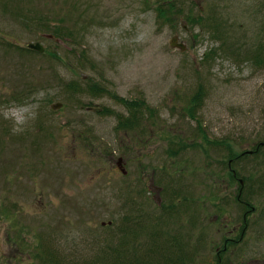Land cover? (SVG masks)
Listing matches in <instances>:
<instances>
[{
  "label": "rangeland",
  "instance_id": "obj_1",
  "mask_svg": "<svg viewBox=\"0 0 264 264\" xmlns=\"http://www.w3.org/2000/svg\"><path fill=\"white\" fill-rule=\"evenodd\" d=\"M118 97L142 103L136 123ZM259 141L264 0H0V264L162 257L143 245L196 224L212 240L214 191L240 207L227 161ZM243 159L249 185L264 178V154Z\"/></svg>",
  "mask_w": 264,
  "mask_h": 264
},
{
  "label": "flooded vegetation",
  "instance_id": "obj_2",
  "mask_svg": "<svg viewBox=\"0 0 264 264\" xmlns=\"http://www.w3.org/2000/svg\"><path fill=\"white\" fill-rule=\"evenodd\" d=\"M243 146L245 148L241 149V152L234 151L233 156L227 161L230 176L227 182L224 181L225 188L232 186V192L229 193H233L232 197L240 207L229 213L220 205L224 200L222 195L228 192L222 191V186L217 192L214 191L212 201L217 203V210L213 217L217 223L216 238L206 241L203 229L200 226L197 227L198 224H196V239L191 240L192 236L189 234L191 230L186 228L184 230L187 233L185 239L177 237L179 240L172 239L171 241L173 248L179 254L168 257L170 264L173 262L180 264H264V178L253 181L249 185L248 182H251L252 178L244 176L238 165L245 157L264 154V141L252 142ZM254 193L260 197L256 203L251 200ZM193 225L194 223H191L189 227H194ZM191 234L193 235V232ZM206 250H209L210 254L205 255Z\"/></svg>",
  "mask_w": 264,
  "mask_h": 264
},
{
  "label": "trees",
  "instance_id": "obj_3",
  "mask_svg": "<svg viewBox=\"0 0 264 264\" xmlns=\"http://www.w3.org/2000/svg\"><path fill=\"white\" fill-rule=\"evenodd\" d=\"M163 4H164L163 2L160 3L159 4V7H158L159 8V12L163 16H166L167 15L166 14V10L174 13L175 8H177V6L175 5V3L174 2H171V1H167V5L166 6L163 5ZM164 8H166V9H164ZM62 31L63 30L61 29V27L56 26L52 30V33H53L54 37H58V36H60V34L62 33ZM71 35L73 36V33H70V36ZM70 36H68V37H70ZM25 49L27 51L34 52V50L28 49L27 47ZM92 89H93V87H90V90H92ZM97 89L99 91H102L101 88H97ZM200 97H201V92L198 91V94L196 95V97L193 98V99H190V102H189L190 103V107H189V109H190V115L193 116V117H194V114H193L194 113V110L196 108H198L200 106L201 102H202V100H201ZM118 99L121 102H123V103L125 102L124 104H125V106H127V109L129 110V115H127V116H130V117L126 118L125 121L130 120V121H133V123H136L137 119L140 118L139 114L141 112V108L143 107L142 103H140L138 100L137 101H135V100H127V99H124V98L122 99L120 97H118ZM231 156H233V155H231ZM138 223H140L142 225H145L146 224V223H142L140 221ZM160 231H162V229H160ZM160 231L158 233L155 232V234H158L159 235L158 237H160L161 235L165 234V232H161L160 233ZM167 235L168 236L166 237V240L163 243V246H161V247H160V245H162V244H160V245L157 244L155 246H153L152 244L151 245L150 244L143 245L144 246V248H143L144 249L143 250L144 255H150L151 253H153L155 251V249L161 248V250L160 251L158 250V251L161 252L162 254H164V256H162V257L157 255V256H155L152 259H146V258L145 259L144 258H140L139 259V258H136L135 256H133V254H136L137 253L136 252L137 251L136 246L142 247V244H138V243L134 244L133 243L134 244L133 246H135V248H133V249L135 251L133 250L134 252H132L131 254H129V255L124 254L123 255V253H120L119 250H118V251H116L114 253L115 255H113V257L111 259H105L104 261H106L107 264H170L168 262V260H169L168 257H170L169 254L172 253V252H175V251H176L175 252L176 254H179V253L177 252V250L175 248H173L172 243H171L172 239H177V238L174 237V238L170 239L169 238V233ZM165 236H166V234H165ZM125 241L128 242L127 240H125ZM121 245L124 246L123 244H121ZM126 249H128V248H126ZM112 251H114V250H112ZM127 258H130V260H128ZM42 262H43L42 264H63V262H65V261H60V260L57 261V258H56L55 255L53 256L52 254L51 255L50 254L49 255L45 254L43 256ZM171 264H180V263L173 262Z\"/></svg>",
  "mask_w": 264,
  "mask_h": 264
},
{
  "label": "water",
  "instance_id": "obj_4",
  "mask_svg": "<svg viewBox=\"0 0 264 264\" xmlns=\"http://www.w3.org/2000/svg\"><path fill=\"white\" fill-rule=\"evenodd\" d=\"M169 45L173 48H179L180 51H184L187 46L186 44L182 43L181 41L179 42V37L178 35H174L171 39H170V42H169ZM26 47L28 49H32L34 51H37V52H44L45 51V48L44 46L42 45L41 42L37 41L36 42H29L26 44ZM61 106V103H56L54 105H52V108L53 109H58L59 107ZM118 168L121 169L122 173H126V170L122 168V158H119L118 160ZM110 224V222H108Z\"/></svg>",
  "mask_w": 264,
  "mask_h": 264
}]
</instances>
